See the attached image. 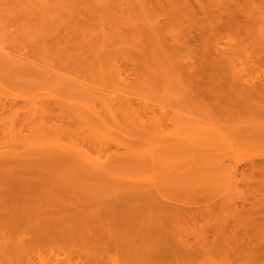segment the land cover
Here are the masks:
<instances>
[{
	"label": "bare ground",
	"instance_id": "6f19581e",
	"mask_svg": "<svg viewBox=\"0 0 264 264\" xmlns=\"http://www.w3.org/2000/svg\"><path fill=\"white\" fill-rule=\"evenodd\" d=\"M11 1H12L13 5H11V6L7 5V8L4 7V8H6L5 10H7L8 13L7 12L6 13L8 15H9V12L12 10L11 7L14 6V10L18 14V16L22 15L25 18H30L32 20H35V22L37 21L36 24H40V25L42 24V22H47V21L51 20L53 17L57 18L59 16V18L61 17L60 18V20H61L63 15H67V18H69V16H70L71 21H73L72 19L74 18L75 19V22H74L75 26H78L79 24L81 25V22L83 20L84 21L89 20L87 22L92 25V27L89 26L92 28V30H89V33H88V31L84 30L81 32L82 35H86L87 33L90 34L91 32H93L95 34V36L97 35L99 37L96 36V41L91 40V43H89L90 42L89 37L88 38L85 37L84 40L86 41L88 39L87 42L83 41L84 45L81 42V45H83L85 48H86V46H87V48L88 47L90 48L89 45L90 44L93 45L95 43V46L93 45L94 46L93 47L91 45V48L89 49L90 52L92 51V53L94 54V55L92 54V59H93L92 64L90 63V61H92V60L89 58V63H90V65H89L88 60L86 58V55L88 57H91V56H89L88 54H86L84 52L81 53V55H79L78 58L75 56L76 59L73 58L75 60H72V58L69 57L70 54L66 53L67 54L66 55L65 52H63V53L66 56L64 55L63 57H60V55H58V54H59V52L61 54L62 50H58V49L62 48V46H63L62 42H64V41L61 40L62 42H60L59 40H57V41L54 40L56 36L52 37L53 40L55 41V43H53V47L51 46L52 45L51 43L53 40L51 39L52 41L50 42V38H49L50 44L48 46L51 48H54L55 50H56L55 47L60 46V45L61 46L57 48V51L49 50L48 47H46L44 44L45 43H46V45L48 44L47 42H45V41H48V39L46 37L50 36V33L52 34L53 32H50L49 34H47V33L42 34L41 33V35H40V32L36 28L38 34L40 35V36H36V37H39V39H41V40L37 41L38 39L36 38L37 42L34 40L33 43L41 44V46L43 47L42 48L39 45L38 49H36V52H37V50H39L40 47L42 48V49L40 48V50H39V51L42 50L41 51L42 52L41 62H42V60H44L45 53H48L49 51H52V52H50L51 55H54V53L56 54V52L59 51L58 54L56 55V57L58 56L60 58V60L64 57L66 58L68 56L66 58V60H68V62L69 61L70 62L68 64H66L67 63L66 60L63 59L66 62V63L64 62L66 65V68H63L62 70L60 68V73H59V71H58L59 69L53 70L54 68L52 69L51 66L48 65V64H50V65H52V64L47 63V62H51L50 60L48 61L47 57L45 58L47 61L44 60L45 64L43 62L44 66L40 65L39 62H37V64L35 61L31 62L32 60L29 58L28 53H30L32 50L28 51L26 48L27 45H24L26 50L28 51V53H27V51H25L27 55L25 54L24 51L22 53L21 50H20L21 51L20 53H18V51H15L17 49H14L15 52L7 50L8 49L7 47H9V44L12 47H14L13 42L14 41L16 42V40L13 39V41H12V37L16 38L17 35L15 36V34L12 32V30L9 29V30H11L13 35L11 33L12 37L10 36L11 38L9 37L10 39H7L5 37H7L8 34L6 33L7 34L6 35L5 32H4V34L2 32H0L3 35H5L4 38L8 41V43H6V44H8V46H6L5 43H3V45H0V109L2 107H4L5 110H8V112L10 113V116H11V114H16V115L18 113L21 114V112L23 111L22 113H24V118L22 121V123H23L22 126H25V129L31 130L30 132L27 130L28 133H30L29 136L27 134H25V131L23 129H21V127L19 128V126H21V125H19V123L16 122L17 117H13V115L11 117L8 116L9 119H7V120L5 118H1V119H3V121L0 119L1 120L0 126L3 130L4 135L2 133L1 134L5 138L4 141L0 139V184L1 185H6V184L25 185L26 187H29L28 189L22 190V191H18L16 189H9V190L1 189L0 190V194L2 195V197H6V198H8V196H14L15 197L14 198L15 201H13V203H12L13 206L10 209L5 210V212L3 214H0V261H2L1 258H5V259L11 260L10 262L12 264H14V262H16V264H38L39 262L36 263L35 262L36 260L35 261L33 260V257H34L32 255L33 249L36 248L38 245H41L43 242H54V243L60 244L62 247H65L66 245H70V244H73V245L80 247V248L86 247L88 249V254L94 255L95 260L99 263H102V264H160L159 261H161V260L156 261V259H160L158 257L162 256V254L166 252V251L164 252V250H166L165 249L166 246L163 245L164 241L162 239L168 237L167 240H169V237L171 234V232L169 233L168 232L169 230H167L169 225L163 223V222L167 223L166 222L167 218H169V217H167V218L165 217L166 219L164 218V216L166 215L165 213L169 212L170 217L172 214L175 216L177 215L178 217L182 215V219L183 218L185 219V216H186V219L189 218V217H187V215L183 216V214L187 213L186 212V211H188L187 209L181 207L182 209L185 210L184 211L181 209L183 211V213H182L181 210H178V207H175L171 204H168V201L170 198L167 199L168 200L167 202L166 201L163 202L162 198H164V197L167 198L166 193H168L170 191H174V190H176V192H177L178 187H180V186H183L186 188H188L189 186H194V188H195V186H197V184H201L202 186H206L208 183H211L212 180H213L212 183H214L215 185H217L219 182L224 181L223 183H219V186H221V184H224L225 182H227V184H228L227 187H229V186H231L232 183H234L232 181H234L233 178L235 177L234 174H232V172L225 173V171L226 170L228 171L229 168L226 170L224 169V162H223V158L221 157V155L225 156V154L227 155V153L229 152L228 151L227 153L224 154V151L222 150L224 155L220 152L222 148L225 150V147H227V146L223 147L224 144L221 145V143L223 142V140L225 138L224 137L225 132L224 133L222 132L224 130L223 129L224 127L220 126L221 130L222 129L223 130L219 131L218 130L219 127H217V129H215V127H212L213 123L212 122L210 123V121H209V123L212 126L205 125L206 127H203V129H202V127L199 126L200 123H198V125H196V126H193V127L191 126V128L189 127L190 128L189 132H188V128H187V134H186L185 133L186 132L185 126L192 125L193 123L192 124L189 123L192 120L188 121V123L185 126H183L185 128V130L182 129L183 127L178 126V122H179L178 113H177L178 112L177 109H179L178 104L180 107V102L178 103V101H179L178 89L180 91V90H182V89H180V87L181 88L183 87L186 89L185 91H187L186 94L192 96L193 94L197 93L195 91H196V89H198V87L200 85V83H196L197 88H194L195 87L194 82L200 81V79L201 80H208L209 79L211 81L217 80V79L222 77V71L224 69H227V68L230 70V74H232V76L234 77L233 79H234V82H236V84L238 83L237 80H239V79L244 80V81L246 80V82H245L246 84H247V81L260 83L261 82L260 80H263V78L262 79L260 78L258 81V77H261V76L260 75L258 76L257 74L255 76V74L253 73V69L256 68V64L260 65L261 63L260 64L255 63V61L258 59H256V60L253 59L254 64H255V66H253L254 64H253V62H251L252 59L250 58V56H252V54L256 55L255 53H257V52L255 49H257V51L258 50L261 51V52H258L259 54L260 53L263 54V52H264L263 49L260 48L261 49L260 50L258 47H254V46H256L255 44L252 46V44L254 42L252 43L251 41L256 42L257 41L255 39L256 36L254 39L252 38L254 36H250L252 38V40L250 38V41H249V44L251 42L250 47L255 50L254 51L253 49H250L251 51H253L252 53L250 52V50L245 49L244 47H246V46L243 44L244 42L248 41L245 38H243L244 36L249 38L250 33H247L248 31H246L248 36L244 35L243 37H240V38H243L242 42H241V39L239 41V37H238V39H236L237 37H235V39L233 37V39H234L233 43H235L236 46H235V44H234V46H233V44H229L230 47L228 49L218 48L217 46L221 45L220 42L222 40L220 41V39L222 37L220 38V36H219L221 31H220V33H218L219 30L217 28L218 27L217 19L219 18V15H221L223 12L226 13L227 11H229V9L228 8L226 9V7L222 6L224 3L223 2L221 4V6H219L220 10H221L220 11L221 14L218 15V14L213 12V8H212L211 4L208 3V1H209L208 0L207 1L208 6L205 5L206 6V7L204 6L205 9L203 8L206 13L205 12H203V13H204V15L207 14V16H208L207 17L208 18L207 19V22H208L207 25L209 24L208 29H210V31H207L206 33L212 32L211 34H213V37L210 38V33H209V37H207V35H205V39L203 38L204 39V43H203L204 46L202 44L203 48H202L201 52L197 55L198 57H197L196 61L195 60L193 61V59H194L193 52L191 50H188V49L186 50V44H187V42H189L188 41L189 37L187 38V36H186V38H187L186 39L185 35H188L187 33L189 32V30L186 29L185 31H183V29H182L183 32H186V31H188V32H186L184 34H179L180 38L175 37V38H177V39H175L172 37L174 40L173 41L171 40L172 41V45H171L170 44L171 38H168L166 36V35H168V34H166L168 32L163 34L164 26H166V25L163 26V25L159 24L160 19H159V22H157L158 18L154 19V18H156L157 14L154 13L155 14L154 15L152 12L148 13L147 7H146V2H145L147 0H134V1L131 0V2H135L137 4L138 8H140L139 11L141 12V15L139 14L138 10L135 9L134 11H136V13L138 12V15L142 16V19L140 18L141 19L140 23H138V20L137 21L135 20L136 21L135 24L132 23V25H135L134 27H137L134 29H133V27L132 28L126 27L125 29H120L118 27H123L124 24H126L124 22V20L123 21L119 20L121 22V24H122V22H124L122 26H119L117 24L119 22L114 24V21H113L114 19L112 20V18H110L111 13H114L113 15L115 18L116 14H115V11L113 12V10H114L115 5L118 3V0H11ZM127 1H129V0H127ZM172 1H173V4H172ZM172 1L169 0V2H171V3H169L171 8H174V10H175V8L178 6V9L180 12L183 10V11H187V15L191 14V19H193L192 16H195L197 14L194 12L195 8L193 9L192 5H190V3H189V0H180V3L184 6L183 8H181L179 0H172ZM197 1H200V0H197ZM202 1L204 3L205 0H202ZM223 1H225V5L227 6L228 1L227 0H223ZM253 1L256 2L257 8L259 9V11L262 14V18L259 19L258 16L255 15V12H253V16L255 15L257 19L255 18V16H254V18H252V12H248L249 10H247V12L250 13L249 14V15H251L250 18L257 20V21L252 20L254 23H257V22L262 23V25H260V28H259L261 31L258 29H255L254 27L253 28L255 30H257L256 34H254V35H257V33H259V31L261 32V36H260V33L257 36L260 37V39L262 37L263 42L259 43V44H260V46L261 45L264 46V0H253ZM122 2H125V1H122ZM162 2H164V1H162ZM239 2H238V4H240ZM7 3H8V1H7ZM7 3H5V4H7ZM10 3L11 2L9 0L8 4H10ZM135 3L134 4L131 3V4L135 5V7H136ZM154 3H155V1H154ZM154 3H152V4H154ZM219 4H220V2H219ZM234 4H237L236 0H235ZM247 4H250V3H247ZM120 5L123 6L122 3ZM147 5H149V4L147 3ZM164 5H165V2H164ZM166 5H167V7H169L167 2H166ZM199 6H200V4H199ZM201 6L203 7L202 3H201ZM249 6L251 9L254 10L253 5H252V7H251V5H249ZM228 7H230V6H228ZM154 8L155 7H153V9H150L149 11L154 10ZM0 9H2V8H0ZM124 9H121V10H124ZM130 9H131V7H130ZM200 9H201V7H200ZM230 9H231V7H230ZM245 9H244V13H245ZM156 10L157 9L155 8V10L153 12H156ZM166 10H168V9L166 8ZM174 10L170 11V13L173 14ZM2 12H3V10H2ZM124 12H126V11H124ZM176 12L177 11L175 10V14H176ZM215 12H216V10H215ZM238 12H240V11H238ZM241 12H243V10H241ZM4 13H5V11H4ZM11 13H12V11H11ZM116 13H117V11H116ZM181 13H183V12H181ZM236 13H237V10H236ZM236 13H234L233 10L228 13L229 19H228V22L226 21L228 29L234 28V30H235V28L237 27L238 23H236V22H238V21H236V20H238V18H236V15H235ZM150 14L154 15L153 16L154 20L150 18ZM164 14H165V11H164ZM261 14H260V16H261ZM12 15H11V18H12ZM118 15H120L119 11H118ZM177 15H179V14H176V17H177ZM180 15H182V14H180ZM258 15H259V13H258ZM111 16H112V14H111ZM0 18H2V15L0 16ZM5 18H6V16H5ZM25 18H23V19H25ZM65 18H66V16H65ZM117 18H118V16H116V19ZM168 18H169V16H168ZM174 18H175V15H174ZM178 18H179V16H178ZM205 18H206V15H205ZM2 19L5 20L4 18H2ZM9 19H10V16H9ZM38 19L41 20L42 22H39ZM130 19H129V21H130ZM179 19H177V20H179ZM14 20H15V18H14ZM63 20L65 21L68 19L63 18ZM195 20L196 19H194V21ZM200 20L198 19V21H195V22H197L196 24H198V22L200 21L199 27L202 26V28H203V26L206 24V21H205L204 25H202L204 20L203 19H200ZM71 21H69V22H71ZM132 21L133 20H131L130 23ZM135 21H133V22H135ZM54 22H56V21H54ZM187 22H186V24L188 25ZM195 22H194V24H195ZM219 22H221V21H219ZM239 22H242V21H239ZM246 22H247V20H246ZM12 23L13 22H11V24ZM17 23H19V22H17ZM50 23H51V25L50 24L49 25L52 27V30H53L55 28V27H53L54 23L51 21H50ZM65 23H66V21H65ZM127 23H128V21H127ZM166 23H167V20H166ZM192 23H193V21H192ZM0 24H1V19H0ZM3 24H5V26H7L6 25L7 23H3ZM22 24H24V21H21V23L19 24L20 26L24 27ZM57 24H59V23H57ZM66 24H64V25H66ZM82 24H84V22H82ZM42 25L45 26V24H42ZM0 26L2 27V29L4 28V25L2 26V24H1ZM173 26H175V25H173ZM239 26H240V23H239ZM239 26H238V28L241 29L240 28L241 26L240 27ZM242 26H244V24ZM22 27H21V29H22ZM34 27H35V25H34ZM46 27H47V25H46ZM62 27H63V24H62ZM65 27L66 28L68 27V28L67 29L64 28V30L65 29L67 31L70 30L69 25L68 26L66 25ZM80 27H82V25L79 26L78 28H80ZM196 27H198V26H196ZM196 27H195V29H196ZM245 27H246V25H245ZM28 28L30 29V26L29 27L25 26L23 29L28 30ZM59 28H61V26H59ZM93 28H95V30H93ZM176 28H178V27H176ZM176 28L174 30H176ZM179 28H181V26ZM179 28H178V30H179ZM202 28H200V30ZM204 28H205V29H203L204 31L208 30V29H206L207 27H204ZM249 28H251V26H249ZM253 28H251V29L253 30ZM5 29H6V27H5ZM21 29L19 28V31ZM49 29H51V28H48L47 30H49ZM56 29H57V26H56ZM73 29H75V28H73ZM25 30H23V31L25 32ZM27 30H26L27 34H30L31 33L30 31H32L31 34L34 33L33 32L34 30L32 29V27H31V30H28V32H27ZM126 30H128V31H126ZM6 31H7V29H6ZM70 31H71L70 33H74L75 31H76V34H77V32L80 33L79 31H77V29H75L74 32H73V30H70ZM240 31H242V30H240ZM21 32L22 31H20V33ZM57 32L58 31L55 30L54 34H52V35L57 34ZM83 32H85L86 34H84ZM178 32L180 33V31H178ZM178 32H177V35L176 34L172 35L171 33L170 34L172 36H174V35L178 36ZM20 33H18V34H20ZM68 33H69V31H68ZM81 33H80V35H81ZM93 33L90 34L92 36V37L90 36L92 39H94ZM203 33L204 32H202V34ZM45 34H46L45 38L47 40L43 39L44 43H39L42 41L41 37L43 35L45 36ZM88 34H87V36H88ZM80 35L78 37V40L80 39V37H82ZM226 35H227V33H226ZM61 36H64V35L61 34L59 36V34H58V37L61 38ZM188 36H190V33ZM218 36H219V38H218ZM58 37H56V38L58 39ZM203 37H204V34H203ZM0 38H1V36H0ZM4 38H3V40H5ZM19 38H20V36H19ZM62 38L64 39V37H62ZM82 38H84V37H82ZM167 38L169 39V41ZM10 40H11L12 44H11ZM24 40H25V38L23 39L22 42L27 44V41L25 40L26 41L25 42ZM73 40H74V44L75 43L76 44L74 47L72 45L71 46L73 48H77L76 46H78L77 43H79V41L76 42V40H77L76 38ZM186 40H187V42H186ZM15 42H14V44H15ZM230 42H231V40H230ZM236 42H239L240 44L236 43ZM67 43L68 42H66V43L64 42L65 45H67ZM70 43L71 42L69 41L68 44L70 45ZM119 43L122 45L123 44L126 45L128 48L127 51H129V52L132 51V54L135 53L136 57H138L139 59L141 58L140 59L142 61L141 64H143V67L146 68V71L144 73H142L144 69L142 70L140 68L142 70V72L140 74H142V76H144V77H140L141 75H138V78L137 79L135 78L136 81H134L133 84L127 83V85H126V82H125L124 87L127 86L126 88L128 89V86L130 85L129 90L122 88V86H120V84L124 83L123 81H126V79L130 78V77H128V76L126 77V75L124 73V76H125L124 78H126V79L125 80L123 79V81H120L121 79L118 78L120 72H118L116 67H114V66H117L115 64H118L115 62V61L118 62V60H115V59H117L115 57V55L118 53H120V54L122 53V56H123V52H124L123 50H119L116 53V51L118 49L122 48L121 46H117V45H119ZM1 44H2V42H1ZM16 44H17V46L19 45L18 43H16ZM71 44H73V43H71ZM249 44H247L248 48H249ZM35 45H32V46L35 47ZM54 45H57V46L54 47ZM113 45H115V46H113ZM20 46L22 47L21 43H20ZM36 46H38V45H36ZM116 46L120 47V48H116ZM263 46H261V47H263ZM72 47H71V50L73 49ZM63 48H65V47H63ZM68 48H69V46H68ZM81 48L78 47V49H81ZM85 48H83V49H85ZM193 48L195 49V47H193ZM19 49H21V48H19ZM89 50H87V51H89ZM39 51H38V54L40 55L41 52H39ZM76 51H77L76 53H78L79 51H82V50H79V51L76 50ZM120 51H122V52H120ZM33 52H34V50H33ZM196 53H198V52H196ZM22 54L23 55L25 54L27 57L23 58L24 56ZM124 54H125V52H124ZM259 54H257V55H259ZM34 55H36V54H34ZM126 56H128V54ZM259 56H258V58H259ZM262 56H263V60H264V54ZM36 57H37V55H36ZM56 57H54V58L56 59ZM73 57H74V55H73ZM26 58H28V59H26ZM126 58H124V59H126ZM261 58H259V60H261V62H263ZM32 59H34V57H32ZM26 60H28V61H26ZM72 61H74V63L78 62L79 65H77L78 68H75V70L69 71V70H71L70 69L71 65H73V67H74V63ZM141 61H139V62H141ZM258 61H256V62H258ZM251 63H252V66H251ZM87 65L90 66L89 67L90 69L84 68ZM56 66H57V64H56ZM117 67H119V65ZM123 67H125V66H123ZM253 67H255V68H253ZM137 68L139 69V65L136 68L132 67L131 71L134 70V72L135 71L137 72ZM250 68H253V69L250 70ZM257 68L260 69V66H258ZM64 69H69L68 70L69 73L66 72L68 74H63V73H65L63 71ZM77 69H79V70H77ZM115 69L117 71H115ZM124 69L125 68H123V70ZM128 69H129V67H128ZM140 69H139V71H140ZM123 70H121V71H123ZM229 70H226V72ZM61 71H63V72L61 73ZM87 71L89 73H86ZM139 71H138V73H139ZM256 71H258V70H256ZM116 72H118V73H116ZM132 74H134V73H132ZM135 74L133 77H135ZM261 75H263V74H261ZM230 78H232V77L230 76ZM133 79L131 78L130 79L131 82H129V83H132ZM190 79H193L192 84H190V82H191ZM235 79H236V81H235ZM224 80H221V81L225 82L226 80L225 81ZM187 81H189V83ZM211 81H210V83H212ZM206 82L209 83L208 81H206ZM214 82H216V81H214ZM214 84H220V81H218V83L216 82ZM262 84L263 83L259 84V86H258L259 90L261 89L260 85H261V87H263L264 84L263 85ZM191 85H193L194 87L193 86L191 87ZM248 85H250V84H248ZM108 86H110V88ZM133 86H137V87H139V89L136 90V88H134ZM211 86H212V84H211ZM211 86H209V87L211 88ZM218 86L216 85L214 87L217 88ZM201 89H204V87ZM201 89L199 88V93H200ZM253 89H255V88H253ZM253 89H252V92L254 91ZM262 89L264 91V88H262ZM237 90L238 89H236L235 91H237ZM248 90H251V88H248ZM183 91H184V89H183ZM212 91L214 93V90H212ZM212 91H211V93H212ZM243 91H244V89H243ZM233 92L231 91V93H233ZM249 92L251 93V91H249ZM254 92L251 94L255 95ZM213 93H212V95H210L209 93L207 95V96H209V95L212 96V98L210 97V100L211 99L213 100V98H214L213 95L217 96L216 94H213ZM235 93H234V95H235ZM262 94H263V92H262ZM197 95L199 97V94H197ZM202 95H203V93H202ZM202 95H200V97ZM219 95H221V94H219ZM236 95H237V93H236ZM258 95H259V92H258L257 96H255V98H257ZM232 96L233 95H231V97ZM243 96L241 95V97H243ZM261 96L262 95H260L258 98H260ZM18 97L19 98L23 97L25 100L23 102H19L17 100ZM193 97H194V95H193ZM239 97H240V95H239ZM136 98H144L145 100H143V101L145 102V104L149 103L147 101L148 100L151 101L150 100L151 98H153L155 100H159L160 102H164V104H166L167 100L171 101V103L167 102V104H168V106L169 105L172 106L173 111H175V114H174V112H172L173 114L171 113L173 115V118L170 117L172 119V121L174 122L173 124L175 125V128L172 129V127L170 126V125H173L172 123L167 124V125H169V127H167L169 129L164 128L163 126L166 125L165 123H163L164 120H159V116L157 117V116L151 115L152 114L151 112H153V115H157V113L154 114V112H155L154 110H156V108H155L156 104L160 103L158 101L156 104L155 103L153 104V102H152V104L149 103V104H146L143 106L144 113H146V115L149 118H152V117L156 118L157 117L158 121H157V119H156V121L153 120V124L148 125L147 122H145V120L143 119L144 117H141L143 109H140V110L138 109L141 113V115L139 114L140 118H142L140 120V118L135 114L137 112V107H136L137 104L135 105V103H134V100H136ZM179 98L181 101V97H179ZM188 98H190V97H187L186 101H188ZM201 98H203V97H201ZM234 98H236V97H234ZM240 98H237L238 101H240L239 100ZM261 98H264V95ZM261 98H260V100H261ZM204 99H205V96L203 99H198V101H199L198 105L201 103L205 104L207 97L205 100ZM253 99H254V97H253ZM253 99H251V100H253ZM184 100L185 99H183L182 101H184ZM193 100L194 99H192V101H190L192 104H194V102H196V100L195 101H193ZM225 100H227L226 97H225ZM225 100L222 99V101H225ZM234 100L236 101V99H234ZM241 100H244V98ZM246 100H247V98H246ZM246 100H244V101H246ZM138 101H140V100H136V102H138ZM186 101H185V103H189ZM208 101H207V103H208ZM214 101H216V100H214ZM226 102L227 101H225V103ZM262 102H264V101H262ZM141 103L142 102L140 101V105H139V102H138L139 107L141 106ZM182 103H184V102H182ZM207 103H206V106L202 105V106H205L203 108H206V107L208 108V105L210 104V102H209V104H207ZM217 103H221V102H217ZM162 104L163 103H161V105ZM159 105H157V107H159ZM198 105H195V106H198ZM234 105H237V104L235 103V104L231 105L230 107L233 106V109H234ZM243 105H244V108H243ZM246 105L242 103L243 110H241V111L245 112V110H247L249 112V108H247L248 106H246ZM240 106H241V103H240ZM255 106L256 107L251 106V109L255 108V111H263L264 112V110L258 109V108H261L259 105H255ZM165 107H166V105H165ZM165 107L163 105V107L160 106L159 108H162L160 110H163ZM141 108H142V106H141ZM151 108H153L154 110ZM174 108H176V109H174ZM180 108L181 109L183 108V110H184V107L181 106ZM199 108H202V107H199ZM213 108L214 107H212V109ZM236 108L237 107L235 106V109ZM245 108H247V109H245ZM256 108L258 110H256ZM262 108L264 109V107H262ZM164 110H167V108ZM164 110H163V113H164ZM221 110H222V108H221ZM213 111H214V109H213ZM233 111H235V110H233ZM238 111H240V110L237 109V113H238ZM6 112L7 111H5V113ZM149 112L151 114H147ZM167 112H166V114H167ZM187 112H188V110H187ZM190 112H191V110H190ZM5 113L3 112V114H5ZM205 113L210 115V116L215 114V113L213 114V112L211 113V111L205 112ZM228 113H230V115H231L230 116L228 114V116H230L229 118H231V121H232V119L235 120L233 118V116H234V114H237V113H235V112H228ZM231 113H233V116ZM246 113L243 115L246 116ZM160 114H158V115H160ZM168 114H169V116L171 115L170 111ZM222 115H223V113H222ZM239 115L241 116V114H239ZM247 115H248V113H247ZM257 115L259 116V114H257ZM261 115L262 114H260L259 118L260 117L264 118V116L263 115L261 116ZM56 116L59 117L58 119H60V121H65L67 119L66 121H68L69 124L67 122L68 125L66 124V126H65L64 124L66 123V121H65V123L62 122V124H61L59 120H58L59 123L57 122L58 123L57 124L55 122V121H57ZM150 116H152V117H150ZM169 116L168 115L166 116L167 119H169ZM219 116H220V114H219ZM223 116L226 118L227 115H223ZM223 116H222V118H223ZM228 116H227V120L230 121ZM240 116H239V118H240ZM245 116H241V118L243 119V117H245ZM0 117H2V116L0 115ZM212 117L214 118V116H212ZM249 117L253 118V116H251V114H249ZM155 118H152V119H155ZM209 118H211V117H209ZM254 118H258V117H254ZM254 118H253V120H254ZM18 119L20 120V118H18ZM161 119H163V116ZM246 119H244V121H246ZM218 120H221V117ZM251 120L252 119H250V121ZM262 120H264V119H262ZM262 120H261V123H262ZM159 121H160V123L162 122V124H160ZM172 121H170V122H172ZM259 121H260V119H259ZM230 122H228V123H230ZM124 123L126 126L129 127V129L131 128L130 130H132L133 128L140 127V129L142 128L143 131L139 132L137 134L132 133L133 135L131 136L129 134V131H127L128 127L126 128L123 126ZM247 123H245V124L247 125ZM250 123L253 124L252 122H250ZM261 123L259 124L256 122L255 124H257V125L254 124L255 125V126L253 125L254 127L249 126L251 128H254V132L252 131L255 135L254 137L257 136V138H258V136L260 134L264 135V125H262V124H264V122L262 124ZM183 124H185V123H183ZM248 125L246 126V129H247ZM225 126H227V125H225ZM144 127H146V128L148 127L147 128L148 130H144L145 129ZM230 127H231V124H230ZM170 128H171V130H170ZM151 129H153V130H151ZM178 129L180 131H178ZM242 129L244 130V128H242ZM182 130L184 131V134H186L185 137L180 135V133H178V132H182ZM229 130L230 129H227V130L225 129V131L227 132L226 135L228 133L232 134V132H228ZM236 130H238V129H236ZM236 130L234 131V132H236L235 134H237L236 137H235V135H234V137L231 135V138L233 137L234 139L235 138L237 139V137L239 136L238 135V133H239L242 136V139H240V137H238L239 140L243 141V142L246 141V140H244L245 139L244 133L247 130L246 131L244 130L242 132L243 135L241 134V128L239 129L240 132L239 131L237 132ZM250 130H252V129H250ZM131 132H133V131H131ZM248 132H250L252 134L251 131H248ZM250 133H249V135H246V137H248V139L249 138L252 139V137H250L251 136ZM178 134L180 135L179 136L180 138L178 137ZM229 135L227 136L228 138H229ZM263 135L262 136L260 135V136L264 137ZM66 137L68 140H66ZM228 138H225V139H228ZM251 139H249V141ZM239 140L237 141V143L240 142ZM229 141L230 140H228V141L226 140L227 143H231ZM252 141H253V139H252ZM224 142H225V140H224ZM254 144H256V143H253V146H254ZM113 145H115L117 147V149L115 152L110 153L111 151H109V150L114 147ZM262 145H263V141H262ZM111 146H113V147H111ZM242 147H243V145H242ZM184 148L188 149L186 152V153H188V152L190 153L188 156L186 155L185 152L184 153L186 156L182 155V154H184L182 151H186V150H183ZM114 150H112V151H114ZM230 150H232V149H230ZM191 151H192V153H194L193 155H192ZM180 153H182V154H180ZM229 153H231V152H229ZM232 154L234 155V151H233V153H231V156H232ZM227 157H224V158H227ZM263 161H264V159H263ZM260 163H261V161H260ZM263 163H262V165L264 167ZM229 164H230V166H233V165H231V163H229ZM254 165H256V164H254ZM252 166H253V164H252ZM236 167H234V168H236ZM252 168H254V166ZM255 168H256V166H255ZM135 169L139 171V174H136L135 172H133ZM234 171H235V169H234ZM239 171L241 172L242 170H239ZM242 173H240V174H242ZM263 173L264 172H262V174ZM242 175H244V174H242ZM40 184H41V186H44V187H41ZM47 186H49V187L53 186L54 191L52 192V191L48 190L49 187H47ZM210 186H212V185H210ZM222 186H224V185H222ZM232 186H233V184H232ZM236 186H238V183ZM35 187L44 188L46 191H44L42 193V192L34 191V189L30 190V188H35ZM46 187H47V189H46ZM183 187H180V188H183ZM212 187H214V186H212ZM216 187H218V186H216ZM234 188H235V190L237 189L236 187H234ZM238 188H239V186H238ZM263 188H264V185H263ZM218 189H220V188H218ZM228 189H227V191H229ZM187 190H189V189H187ZM195 190H196V188H195ZM237 190L239 191V189H237ZM184 191H185V189H184ZM229 192H233V191L231 190ZM24 193H28V195L24 194ZM66 193L68 195H71V194L74 195L75 198L81 197V199L84 198V199L90 200V201L95 200V201L100 202V203H98L99 205L96 207L93 206V208H92L93 210L91 209L92 211L90 213H87L85 211H89V210H87L85 208L86 205H85V207L83 206L85 203L80 201L81 200L80 198L78 200L79 203L77 201H75V202H72V204L67 205L68 202L65 203L66 198L64 197L65 199H61V198H63V196H65ZM198 193H200V192H198ZM46 194H50L51 196H53V198L61 199V200H59L60 202L57 204V207H54L51 209H49L48 207H42V206L41 207L33 206L30 208L27 207L28 203L31 202L32 199H34L37 196L44 197ZM201 195H202V193H201ZM216 195H218V194H216ZM206 196H208V195H206ZM220 196H222V195H220ZM232 196L235 197L234 194ZM174 197H177V196H174ZM142 200L146 201V208H149V207L151 208L150 205L152 204V208L154 209V211H156V212L158 211V212L156 214H155V212L151 213V214H147L146 208H142L143 207ZM61 201H62V203H61ZM174 201L176 202V200H174ZM229 201H227V205H229V203H228ZM230 204H232L231 201H230ZM235 205L236 204H234V206ZM232 206L230 208H233ZM61 207L64 209L63 213L58 211V210H60ZM262 212H264V210ZM180 213H182V214L180 215ZM260 214L262 215L263 213H260ZM159 215H160V218H164V219H162V221L159 218ZM155 216L159 218L158 221H154V220H157ZM153 217H154V219H153ZM150 218H152L153 220ZM256 218L257 217H255V219ZM171 219L169 218L170 222H172L174 220L172 217H171ZM246 219H247V217H246ZM252 220L253 219H251V222H253ZM263 220H264V218H263ZM263 220L261 219V222ZM175 221L177 222L178 220H175ZM249 221H248V223H249ZM244 222L246 223L245 220H244ZM251 222H250V224H251ZM248 223H246V224H248ZM210 224L213 226L214 225L213 221H212V223L210 222ZM164 225H167V228ZM227 225H231V224H227ZM252 225L253 224H251V226H249L250 229L252 227H254ZM262 225H263V223H262ZM262 225H261V228H262ZM219 226H220V224H219ZM219 226H216V229ZM133 227L136 229L137 228H140V229L136 231ZM207 227L209 228V226H206L204 229H206ZM234 227H236L235 224H234ZM249 227H247V228H249ZM163 228H165L166 231L162 232ZM174 228H177V226ZM201 228H203V227H201ZM229 228H227V229L225 228V229L228 230ZM237 228H238V226H237ZM237 228H236V231L234 230V232H232V228H231V230H229V231H231V232H229L230 235L228 234L229 237L227 235H225L226 237L229 238V241L227 240L228 238H225V239L227 240V242L233 243V245L236 244L238 249L239 248L242 249L241 245H244L245 242L248 243L249 241L247 239L242 238L241 235L239 236L238 234H236V232H238ZM255 228H256V226H255ZM121 229L126 231V234H124L125 232L124 233L122 232L124 234V237L121 240H119V238L121 236L118 235L119 236L118 237L116 232H119L118 230H121ZM132 229L135 230L134 231L135 235L131 234V232L133 231ZM263 229H264V227H263ZM209 231H211V230H208L207 236L200 234V235L204 236L205 238H203L202 236H199V235L198 236L201 237V239L202 238L205 239L206 242L208 241V243H209L210 242L209 237H208V236H210ZM217 231H219V228ZM220 231H222V230H220ZM136 232H137V234H136ZM177 232H178V230H177ZM191 232H192V230H191ZM262 232H264V231H262ZM163 233H164V235L161 236V234H163ZM180 233L179 232L175 233L176 235L178 234V240H177L178 245H176V248L174 247L175 248L174 250L178 249V254H177L178 259H176V261L178 260V264H185L186 261H184V259H186L188 257L187 255L190 254V252L187 251V250H190V249H187L189 247V245H191L193 243L192 245L195 247L193 248L192 252H195L196 255H201V251L196 249V248H198V247H196V243H195V241H196L195 236L196 235H194V238H193V240L195 239V241L191 242L192 239L189 237V235L185 234L186 235L185 236L183 233L182 234H180ZM215 233H217V232L215 231ZM220 233H224V229H223V232H220ZM256 233H258V232L256 231ZM120 234H121V232H120ZM173 234H172V236H173ZM137 235H138V237L140 236V238L138 239V237H137V239L139 240V245H138V249H135L137 247L136 246L137 239L134 240L133 238H135ZM155 235L158 237H156ZM179 235L180 236L184 235L185 238L184 237L182 238ZM198 236H197V238H199ZM257 237H258V235H257ZM173 238H174V236H173ZM171 239L172 238L170 237V240ZM201 239L199 240V243L202 244V248L203 247L205 248V244L201 241ZM172 240L170 241L171 242L170 245L174 246L175 241H173V243H174L173 244ZM250 241H252V239ZM151 242L153 244H150ZM197 242H198V240H197ZM161 243L165 248L161 245ZM208 243H206L207 249L203 248L202 252L204 251V253H203L204 256L205 255L207 256V254H208V256L212 257L213 254L215 255L214 251H217L214 249L215 245H216L215 239H214V241L212 240V242H210V243H213V244H210L211 246L208 245ZM106 244H110V246L112 245L113 247L118 246V245L121 246V244H122V247L124 248L123 249L124 250V257L123 256L122 257L124 259L122 261H118V260L114 261V259L117 258V257H115L114 259L112 258L113 261H110V260L107 261L108 259H106V261H105L104 257L106 255L103 256V254L102 253L99 254L98 251L102 250ZM249 244L247 246H249ZM170 245L168 244L167 246H170ZM228 245H227V248H228ZM230 245L232 246V244H230ZM262 245H263V243H262ZM177 246H178V248H177ZM247 246L245 243V247L243 248V249H245L244 251H240L237 248L233 247V249H231V253H233V252H234V254L237 253L238 258H240V257H241L240 259L243 258V260L245 262L247 261L246 263H249L248 261L252 258L254 260V257H257V259L261 257L259 255L257 256V253H255V249L253 250V247L251 245L250 246L252 248H250V246L249 247H247ZM163 248H164V250H163ZM225 248H226V246H225ZM262 248L264 250V246ZM184 249L186 251H184ZM234 249H236V250H234ZM260 249H261V247H260ZM235 251H237V252H235ZM135 252H137V253H135ZM169 252H170V250H169ZM211 252H213V253H211ZM222 252L224 253L223 250H222ZM225 252H226V250H225ZM229 252L227 251V253L229 255H231L229 257L232 258V254ZM42 253H43L42 251L39 252V255H41ZM170 253H168V255ZM171 254L169 255V257L172 260H173V258H176V256H173ZM218 254H220V253H218ZM96 255H98V257H96ZM100 255H102V258L99 257ZM224 255H225V253H224ZM163 256H166V255L163 254ZM229 257H227L228 260H230ZM244 258H246V259H244ZM165 259H167V258H165ZM165 259H163V261ZM232 259H234V258H232ZM12 260H13V262H12ZM172 260H168V262H170L172 264L175 259L173 261ZM253 260H251V261L253 262ZM262 260H264V259H262ZM163 261H161V262L164 264L167 260L165 262H163ZM236 261L237 260H235V262ZM40 264H42V263H40ZM58 264H59V261H58ZM229 264H231V262Z\"/></svg>",
	"mask_w": 264,
	"mask_h": 264
},
{
	"label": "rangeland",
	"instance_id": "374dc122",
	"mask_svg": "<svg viewBox=\"0 0 264 264\" xmlns=\"http://www.w3.org/2000/svg\"><path fill=\"white\" fill-rule=\"evenodd\" d=\"M7 1H8V3H9V0H0V8H2V9H0V16L2 15V18H4L5 20H3L2 18H0L1 19V24H2V26L4 25V28L2 29V27L0 26V32H2L3 34H4V32H5V34L7 33L8 34V36L7 37H5V38H7V39H10L11 37H12V35H13V33L15 34V36H16V38L15 37H12V41H13V39L14 40H16V42H15V44H14V42H13V45H14V47H12L10 44H9V47H7L8 49L7 50H10V51H12V52H15V51H18V53H20L21 51H22V53H23V51L25 52V51H30V50H32L30 53H28V51H27V53L29 54L28 56H29V58L32 60L31 62H36V64H37V62H39V64L40 65H43V62H44V60H46L45 58L47 57V59H48V61L50 60L51 62H47V63H51L52 65H50V64H48L49 66H51V68L53 69V70H55V69H59L58 71H59V73H60V68H61V70L63 69V68H66V65H65V63L66 64H68L69 62H68V60H66V58L68 57H64V58H62L61 60H60V58L57 56L56 57V55L58 54V52H56V54L54 53V55H51V53L50 52H52V51H57V48L58 47H60V46H57V45H54V47L55 46H57V47H55L56 48V50L54 49V48H51V47H49L48 45L50 44V42L53 40V38L52 37H54V36H56V37H58V34H59V36L61 35V34H63L64 36H61V38L60 37H58V39L55 37V39L54 40H59L60 42H62V41H64L65 43L66 42H68L69 43V41L71 42V43H73V44H71L70 43V45L67 43V45H65L64 44V42H62L63 44V46H62V48H59L58 50H62L61 51V54H60V52H59V54L58 55H60V57H63L66 53H68V54H72L71 56L69 55V57H71L72 58V60H75L76 59V57L78 58L79 57V55H81V53H86V54H88L89 56H91V57H88L86 54V58H87V60H88V63H89V58L92 60V61H90V63L92 64V62H93V59H92V51L90 52V48H91V45L92 44H88L89 46H90V48L88 47L87 48V46H86V48L83 46L84 45V43H83V41L84 42H87V40L85 41L84 39H85V37L86 38H88L89 37V39H90V42L89 43H91V40L92 41H96V36H95V34L93 33V32H91V33H93L94 35H93V38L94 39H92L91 37V33L90 34H88L89 33V30H92V25L90 24V23H88L87 21H89V20H83L82 22H84V24H82V22H81V25H82V27H80V28H78L79 26H81L80 24L78 25V26H75V24H74V22H75V19L73 18L72 20L73 21H71V18H70V16H69V18H67V15H63V17H62V19L60 20V18H59V16L57 17V18H55V17H53L51 20H49V21H47V22H42L41 20H39L38 19V21L39 22H42V24H45V26H43L42 24L40 25V24H36L37 23V21L35 22V20H32V19H30V18H25V17H23L22 15H19L18 16V14L16 13V11L14 10V6H12L11 7V11H12V13H11V11L9 12V15L7 14L8 12H7V10H5L6 8H7V5H13L12 4V1L10 0V4H8L7 3ZM122 1H125V2H122ZM132 1H134V0H132ZM153 0H147V1H145L146 2V7H147V11H148V13H155V14H157V16H156V18H154V19H157L156 21L157 22H159V19H160V22H159V24H161V25H166V26H164V31H163V34H165L166 32H168V33H166V34H168V35H166L168 38H171L170 39V44L172 45V41L174 40L173 38H175V37H179L180 35L179 34H184V33H186V32H188V31H186V32H183V31H185L186 29H188L189 30V32L187 33L188 35H189V33H190V36H188V35H185V38H186V36H187V38L189 39L188 41L189 42H187V40H186V42H187V44H186V50L188 49V50H191L192 52H193V56H194V59H193V61L195 60L196 61V59H197V55L201 52V50H202V48H203V46H204V39H205V35H207V37H209V33H210V38L211 37H213V34H211L212 32H209V33H206L207 31H210V29H208V25H207V14H205L206 15V18H205V15H204V13L203 12H205V7L206 6H208L207 4L208 3H210L211 4V6H212V8H213V12L214 13H216V14H221L220 13V7L219 6H221V4L223 3V5L222 6H224V7H226V9L228 8L229 9V11H227L226 13L225 12H223L221 15H219V18L217 19V21H218V23H217V25H218V33H220V31H221V35L219 34V36H220V41L222 42H220V44L221 45H219V46H217L218 48H220V49H223V48H225V49H228L229 47H230V45L229 44H233V46H234V44L235 43H233V41H234V39H235V37H237L236 39H238V37H239V41H240V39H241V42H242V40H243V38H245L246 40H248L247 42H244L243 44L247 47L248 45L247 44H249V41H250V36H254V37H252L253 39L255 38V36H256V42L255 41H251L253 44H252V46L255 44L256 46H254V47H258L259 49L261 48V49H263V51H264V46L263 45H261V46H263V47H261L260 46V44L259 43H262L263 42V40H262V37H261V39H260V37H258L257 35L260 33V36H261V30L259 29L260 28V25H262V23H254L252 20H254V19H252V18H254V16L256 15V16H258V18L259 19H261L262 18V14H261V12L259 11V9L257 8V4H256V2L255 1H253V0H236V3L237 4H234L235 3V0H227L228 1V5L226 6L225 5V1H223V0H205L204 1V3H203V1L202 0H200V1H197V0H189V3H190V5H192V7H193V9H194V12L195 13H197L195 16H192V18L193 19H191V14H189V15H187V11H181V12H183V13H181L180 11H179V9H178V6L175 8V10L177 11L176 12V14H179V15H177V17H176V14H175V10H174V8H171V6L169 5V3H171V2H169V0H154L155 1V3H154V1L152 2ZM161 1V2H160ZM162 1H164L165 2V5H164V2H162ZM172 1V0H171ZM202 1V2H201ZM207 1H208V3H207ZM226 1V2H227ZM240 3V4H238V2ZM250 1V2H249ZM7 3V4H5V3ZM166 2H167V4H168V6L169 7H167V5H166ZM213 2V3H212ZM217 2V3H216ZM219 2H220V4H219ZM253 2V3H252ZM123 4V6H121L120 4ZM128 5H127V4ZM134 4L135 2H131V0H129V1H127V0H118V3L115 5V7H114V10H113V12L115 11V18H114V13H111L112 14V16H111V14H110V18H112V20L114 21V24H116L117 22H119V23H117L119 26H122L123 25V23L125 22L126 24H124V26L123 27H118V28H120V29H125L126 27H133V29L134 28H137V27H134L135 25H132V23L133 24H135L136 23V21L138 20V23H140L141 22V19H142V16H140L141 15V12L139 11L140 10V8H138V6H137V4H136V7H135V5H132V4ZM147 3L149 4V5H147ZM152 3H154V4H152ZM175 3V2H174ZM179 3H180V0H179ZM201 3L203 4V7L201 6ZM206 3V4H205ZM233 3V4H232ZM247 3H250V4H247ZM172 4H173V1H172ZM199 4H200V6H199ZM227 4V3H226ZM162 5V6H161ZM180 5H181V8H183L184 6L180 3ZM206 5V6H205ZM216 5V6H215ZM241 7H240V6ZM249 5H251V7H252V5H253V7H254V10L253 9H251L250 8V6ZM9 6V7H10ZM120 6V7H119ZM199 6V7H198ZM205 6V7H204ZM228 6H230L231 7V9H230V7H228ZM237 6V7H236ZM4 7H6V8H4ZM130 7H131V9H130ZM153 7H155L157 10H156V12H153L154 10H155V8H154V10H152V11H149L150 9H153ZM162 7V8H161ZM168 9V10H166V8ZM180 7V6H179ZM200 7H201V9H200ZM246 9H245V8ZM117 8V9H116ZM124 9V10H121V9ZM171 8V9H170ZM180 8V9H181ZM204 8V9H203ZM237 8V9H236ZM242 8V9H241ZM133 9V10H132ZM138 10V12H139V14L140 15H138V12L136 13V11H134V10ZM162 9V10H161ZM240 9V10H239ZM244 9H245V13H244ZM2 10H3V12H2ZM121 10V11H120ZM172 10H174L173 11V14L175 15V18H174V15L172 14V13H170V11H172ZM215 10H216V12H215ZM233 10V12L234 13H236V10H237V13L235 14L236 15V18H238V20H236V21H238V22H236V23H238L237 24V27L235 28V30H234V28L233 29H228V27H227V22H228V13L230 12V11H232ZM241 10H243V12H241ZM247 10H249L248 12H252V18H250V16L251 15H249L250 13H248L247 12ZM4 11H5V13H4ZM9 11V10H8ZM116 11H117V13H116ZM118 11H119V13H120V15H118ZM124 11H126V12H124ZM134 11V12H133ZM163 11V12H162ZM164 11H165V14H164ZM168 11V12H167ZM238 11H240V12H238ZM179 12V13H178ZM248 14H247V13ZM253 12H255V15L253 16ZM11 13V14H10ZM129 13V14H128ZM162 13V14H161ZM206 13V12H205ZM258 13H259V15H258ZM13 14V15H12ZM153 14H150V18L151 19H153V16L155 15H153ZM180 14H182V15H180ZM202 14V15H201ZM247 14V15H246ZM260 14H261V16H260ZM11 15H12V18H11ZM138 15V16H137ZM167 15V16H166ZM204 15V16H203ZM5 16H6V18H5ZM9 16H10V19H9ZM65 16H66V18H65ZM116 16H118V18L116 19ZM168 16H169V18H168ZM178 16H179V18H178ZM256 16H255V18H256ZM14 18H15V20H14ZM19 18V19H18ZM23 18H25V19H23ZM63 18L64 19H68L69 21H71V22H69L68 20H65L66 21V23H65V21L63 20ZM126 18V19H125ZM128 18V19H127ZM131 18V19H130ZM141 18V19H140ZM58 19V20H57ZM85 19V18H84ZM129 19H130V21L131 20H133V21H135V22H131L130 23V21H129ZM153 19V20H154ZM167 20V23H166V20ZM175 19V20H174ZM177 19H179V20H177ZM188 19V20H187ZM194 19H196L195 21H198V19L200 20V19H203L204 21H203V23H202V25H204V23H205V21H206V24L203 26V28H202V26H200L199 27V24H200V21L198 22V24H196L197 22H195L194 21ZM257 19V18H256ZM9 20V21H8ZM26 20V21H25ZM53 20V21H52ZM119 20H121V21H123L124 20V22H122V24H121V22L119 21ZM128 21V23H127V21ZM246 20H247V22H246ZM251 20V21H250ZM13 22L12 24H11V22ZM21 21H24V24H22L24 27L25 26H30V29L28 28V30H31V27H32V29L34 30L33 32V34H31L32 33V31H30L29 33L30 34H27L26 33V30L25 29H23L24 27H22V26H20L19 24L21 23ZM50 21L51 22H53L54 24H53V27H55L53 30H52V27L50 26L51 25V23H50ZM54 21H56V22H54ZM68 21V22H67ZM188 23V25L190 26H188L187 24H186V22ZM192 21H193V23H192ZM219 21H223L222 23L221 22H219ZM227 21V22H226ZM239 21H242V22H239ZM250 21V22H249ZM254 21H257V20H254ZM10 22V23H9ZM17 22H19V23H17ZM194 22H195V24H194ZM202 22V21H201ZM3 23H7L6 25L7 26H5V24H3ZM57 23H59V24H57ZM71 25H70V24ZM239 23H240V26H239ZM0 24V25H1ZM18 26H17V25ZM35 25V27H34V25ZM50 24V25H49ZM57 24V25H56ZM62 24H63V27H62ZM64 24H66L67 26L69 25V28H70V30H73V32L75 31V29H77V31H79L80 33L82 32V31H84V30H86V31H88V36H87V34L85 33V32H83L84 34H86V35H82V33H81V35H80V33H78L77 32V34H76V31L74 32V33H70L71 31L70 30H68L69 31V33H68V31L66 30L67 28L65 27L66 25H64ZM74 24V25H73ZM121 24V25H120ZM131 24V25H130ZM170 24V25H169ZM191 24V25H190ZM244 24V26H242ZM15 25V26H14ZM46 25H47V27H46ZM61 26V28L64 30V28H66L64 31L61 29V28H59V26ZM86 25V26H85ZM126 25V26H125ZM173 25H175V26H173ZM194 25V26H193ZM245 25H246V27H245ZM11 26V27H10ZM14 26V27H13ZM56 26H57V29H56ZM89 26H91V27H89ZM160 26V25H159ZM162 26V27H163ZM181 26V28H179ZM196 26H198V27H196ZM223 26V27H222ZM238 26L241 28V29H239L238 28ZM249 26H251V28H255V29H258V30H260L259 31V33H257V35H254V34H256V32H257V30H255L254 28H253V30L251 29V28H249ZM5 27H6V29H7V31H6V29H5ZM10 27V28H9ZM21 27H22V29L23 30H25V32L21 29ZM176 27H178L179 28V30H178V28H176ZM184 27V28H183ZM195 27H196V29H195ZM204 27H207L206 29H208V30H203V29H205ZM210 27V26H209ZM244 27V28H243ZM14 28V29H13ZM16 28V29H15ZM19 28L21 29L20 31H22L21 33H20V31H19ZM38 29V31L40 32V35H41V33L42 34H44V33H47V34H49L50 32H53L52 34H54V31L56 30V31H58L57 32V34H55V35H52L51 33H50V36H47L46 37V34H45V36L43 37H41L42 38V41L41 42H39V43H44L43 42V39H45V40H47L48 39V41H45V42H47L48 44L46 45V43L44 44L46 47H48V49L49 50H52V51H49L48 53H45V55H44V60H42V62H41V56H42V50L41 51H39L40 50V48L42 47L41 46V44H36V43H33L34 42V40L36 41V38L38 39L37 41H39V40H41V39H39V37H36V36H40L39 34H38V32H37V29ZM48 28H51V29H49V30H47ZM73 28H75V29H73ZM130 28V29H131ZM176 28V30H174ZM191 28V29H190ZM199 28V29H198ZM200 28H202L201 30H200ZM223 28V29H222ZM246 28V29H245ZM9 29H11L12 30V32H11V30H9ZM129 29V28H128ZM132 29V30H133ZM182 29H183V31H182ZM193 29V30H192ZM28 30H27V32H28ZM93 30H95V28H93ZM240 30H242V31H240ZM9 31V32H8ZM36 31V32H35ZM126 31H128V30H126ZM178 31H180V33L178 32ZM241 33H240V32ZM245 31V32H244ZM246 31H248L247 33H250L249 34V38L248 37H245L244 35H246V36H248L247 35V33H246ZM67 32V33H66ZM96 32V31H95ZM177 32H178V36H176L177 35ZM182 32V33H181ZM192 32V33H191ZM202 32H204L203 34H204V37H203V34H202ZM233 32V33H232ZM243 32V33H242ZM2 33H0V36H1V38L3 37L4 38V36L5 35H3ZM11 33H12V35H11ZM18 33H20V34H18ZM37 33V34H36ZM173 35V34H176V35H174V36H172L171 34ZM226 33H227V35H226ZM236 33V34H235ZM246 33V34H245ZM6 34V35H7ZM36 34V35H35ZM71 34V35H70ZM73 34V35H72ZM229 34V35H228ZM241 34V35H240ZM3 35V36H2ZM35 35V36H34ZM52 35V36H51ZM79 35L80 36H82V37H84V38H82V37H80V39L78 40V37H79ZM234 35V36H233ZM240 35V36H239ZM11 36V37H10ZM19 36H20V38H19ZM91 36V37H90ZM202 36V37H201ZM219 36H218V38H219ZM244 36V37H243ZM10 37V38H9ZM18 37V38H17ZM47 39H46V38ZM62 37H64V39L62 38ZM77 39L76 40V42H78L79 41V43H77V45L78 46H76L77 48H73L74 46H75V44H74V40L73 39H75V38ZM97 37H99V36H97ZM173 37V38H172ZM201 37V38H200ZM233 37H234V39H233ZM240 37H243V38H240ZM0 38V45H3V43H8V41L5 39V40H3V38L1 39ZM25 38V40L27 41V44L26 43H23L22 41H23V39ZM29 38V39H28ZM49 38H50V42H49ZM60 38V39H59ZM72 38V39H71ZM82 38V39H81ZM167 38V39H168ZM180 38V37H179ZM186 38V39H187ZM204 38V39H203ZM230 38V39H229ZM252 38H251V40H252ZM258 38V39H257ZM52 39V40H51ZM175 39H177V38H175ZM225 39V40H224ZM233 39V40H232ZM244 39V40H245ZM24 40V41H25ZM30 40V41H29ZM52 41V47H53V43H55V41ZM62 40V41H61ZM73 40V41H72ZM81 40V41H80ZM172 40V41H171ZM230 40H231V42H230ZM4 41V42H3ZM25 41V42H26ZM29 41V42H28ZM36 41V42H37ZM168 41H169V39H168ZM176 41V40H175ZM203 41V42H202ZM237 41V40H236ZM1 42H2V44H1ZM10 42H11V40H10ZM32 42V43H31ZM81 42L83 43V45H81ZM230 42V43H229ZM251 42H250V44H249V48L247 47H244L245 49H247V50H250V49H253V48H251L250 46H251ZM16 43H18L19 45L17 46V44ZM20 43L22 44V47L20 46ZM31 43V44H30ZM94 43V42H93ZM174 43V42H173ZM201 43V44H200ZM236 43H239V42H236ZM247 43V44H246ZM11 44H12V42H11ZM38 45V46H36V45ZM58 44V43H57ZM202 44H203V46H202ZM240 44V43H239ZM24 45H27L26 46V48H27V50H26V48H25V46ZM32 45H35V47L34 46H32ZM39 45L41 46L40 48H39V50H37V52H36V49H38V47H39ZM65 45V46H64ZM73 47H72V46ZM94 46H95V43L93 44ZM92 45V46H93ZM116 45V44H115ZM115 45H113V46H115ZM181 45V44H180ZM197 45V46H196ZM242 45V44H241ZM6 46H8V44H6ZM20 46V47H19ZM24 46V47H23ZM68 46H69V48H68ZM73 48L72 50H71V47ZM93 46V47H94ZM117 46H121L122 48H120V47H117ZM116 46V48H120V49H118L117 51H116V53L119 51V50H123L124 52H125V54L127 55L128 54V56H126L125 54H124V52H123V56H122V53L120 54V53H118V54H116L115 55V57L117 58V59H115V60H118V62L117 61H115L116 63H118V64H115V65H119V67H117V66H114V67H116V69L118 70V72H120L119 73V79H121L120 81H123V79L125 80L126 78H124L125 76H124V73H125V75H126V77L128 76V77H130V78H127L126 79V81H123L124 83H122V84H120V86H122V88H125V89H127L126 87H124V85H125V82H126V85H127V83L128 84H133V82L134 81H136V79L138 78V75H141L140 77H144V76H142V74H140L141 72H142V70H143V72L142 73H144L145 71H146V68H144L143 67V64H141L142 63V61L138 58V57H136V55H135V53H133L132 54V51H127L128 50V48H127V46L126 45H122V44H120L119 43V45H117ZM124 46V47H123ZM235 46H236V44H235ZM5 47V46H4ZM17 47V48H16ZM21 48V49H19V48ZM29 47V48H28ZM33 47V48H32ZM63 47H65V48H63ZM78 47L79 48H81V49H78ZM92 47V48H93ZM188 47V48H187ZM193 47H195V49L193 48ZM198 47V48H197ZM232 47V46H231ZM25 48V49H24ZM32 48V49H31ZM43 48V47H42ZM41 48V49H42ZM83 48H85V49H83ZM114 48V47H113ZM115 48V49H116ZM197 48V49H196ZM201 48V49H200ZM14 49H17V50H15L14 51ZM23 49V50H22ZM67 49V50H66ZM260 49V50H261ZM21 50V51H20ZM33 50H34V52H33ZM66 50V51H65ZM76 50H82V51H79L78 53H76L77 51ZM87 50H89V51H86ZM94 50V49H93ZM196 50V51H195ZM254 50V49H253ZM256 50V52L257 53H255L256 55H254V54H252V56L254 57H252V56H250V58L252 59V61L251 62H253V64H254V60L253 59H258L259 60V58H261L262 59V61L264 62V60H263V54H264V52H263V54H259L258 52H261V51H257V49H255ZM254 50V51H255ZM38 51L39 52H41V54L39 55L38 54ZM63 52H65V54L63 53ZM75 52V53H74ZM94 52V51H93ZM120 52H122V51H120ZM185 52V51H184ZM196 52H198V53H196ZM248 52V51H247ZM250 52L252 53L253 51H251L250 50ZM17 53V52H16ZM249 53V52H248ZM250 53V54H251ZM25 54H26V52H25ZM23 55L24 57L23 58H25V57H27L26 55ZM34 54H36L37 55V57H36V55H34ZM49 54V55H48ZM78 54V55H77ZM121 56H120V55ZM249 54V55H250ZM257 54H259V55H257ZM21 55V56H22ZM33 55V56H32ZM47 55V56H46ZM67 55V54H66ZM65 55V56H66ZM73 55H74V57H73ZM94 55V54H93ZM119 55V56H118ZM130 55V56H129ZM134 55V56H133ZM196 55V56H195ZM53 56V57H52ZM76 56V57H75ZM258 56H259V58H258ZM32 57H34V59H32ZM54 57H56V59L54 58ZM123 57V58H122ZM127 57V58H126ZM256 57V58H255ZM59 58V59H58ZM73 58H75V59H73ZM120 58V59H119ZM124 58H126V59H124ZM26 59H28V58H26ZM66 60V62L64 61V60ZM125 60V61H124ZM258 60H256V61H258ZM26 61H28V60H26ZM47 61V60H46ZM60 61V62H59ZM139 61H141V62H139ZM255 61V63H261L260 65H258V64H256V68L255 67H253V68H255L256 70H258V71H256L255 69H253V68H250V70L251 69H253V73L255 74V76H256V74L259 76H261V77H258V81H259V79L261 78H263V80H260L261 82L259 83V82H252V81H247V84L245 83L246 82V80L244 81V80H237V84H236V82H234V77L232 76V74H230V70L227 68V69H224L223 71H222V77L221 78H219V79H217V80H213V81H211V80H201L200 79V81H197V82H194V86L193 85H191V87L193 86L194 88H197L196 86H197V84L196 83H200V85H199V87H198V89H196V91L195 92H197V93H195V94H193L194 95V97L196 98H198V99H203L204 98V96H205V99H206V97H207V100H206V102H205V104H202L201 102V104H199L198 105V99L196 100L194 97H193V95L191 96V95H187L186 94V92L187 91H185L186 89L185 88H181L180 87V89H182V90H180L179 91V89H178V99H179V101H178V103L180 102V107L182 106V107H184V110H183V108L181 109L180 107H179V104H178V108L180 109H177L178 110V120H179V122H178V126L180 127H183V126H185L187 123H188V121H190V120H192V121H190L189 123L190 124H192V125H187V126H185L186 127V134H187V128H188V132H189V129L191 128V126L193 127V126H196V125H198V123H200L199 124V126H201L202 127V129H203V127H206L205 125H209V126H212V127H215V129H217V127H219L218 128V130L219 131H222L223 129V133L225 134L224 135V137L225 138H228L227 136L229 135V138L228 139H225L224 138V140H225V142H226V140L228 141V140H230L229 142H231V143H225L224 142V140H223V142L221 143V145H223V147L224 146H227V147H225V150L222 148L221 149V153L223 154V152H222V150L224 151V154L225 153H227L228 151L229 152H231V153H233V151H234V155L232 154V156H231V153H227V155L225 154V156H222L221 155V157L223 158V162H224V169L226 170V169H228V171L226 172L225 170V173H229V172H232V174H234V178H233V180L234 181H232V182H234V183H232L233 184V186L234 187H236L237 189H239V191L237 190H235V188L232 186V184H231V186H229V187H227V182H225L224 184H221V186H219V183H223L224 181H222V182H219L217 185H215L214 183H212L213 182V180L211 181V183H208L206 186H202L201 184H197V186H195V188H196V190H195V188H194V186H187L188 188H186V187H183V186H180V187H183V188H180V187H178V190H177V192H176V190H174V191H170V192H168V193H166V195H167V198L166 197H164V198H162L163 199V202L164 201H168L167 199H169V201H168V204H171V205H173V206H175V207H178V210H181L182 208H185V209H187L188 211H186L187 213H185V214H183V216L184 215H187V217H189V218H187L186 219V216H185V219L183 218L182 219V213H183V211L182 210H184V209H182L181 211H182V213H180V215L181 216H175V215H172L171 214V217L174 219L172 222H170V220H169V218L171 219V217L169 216L170 214H169V212L168 213H163L165 216H164V218L166 217H169V218H167V223H165V222H163L164 224H167V225H169L168 226V229L167 230H169L168 232L170 233L171 232V234H170V237L173 239H171L172 240V243H173V241H175L174 243H175V245L174 246H171L170 244H171V240H170V237H169V240H167L168 239V237L167 238H163L162 240L164 241L163 242V245L164 246H166V248L162 245V243H161V245L166 249V250H164V248H163V250H164V252L165 253H163L164 255H166V256H163V254H162V256H160V257H158V258H160V259H156V261H159V260H161V261H163V259H165V258H167V259H165L163 262H165L166 260V262L164 263V264H171L170 262H168V260H172L170 257H169V255L171 254V255H173V256H176V258H173V260L176 262H174L173 260V263L172 264H178V260L176 261V259H178V249L177 250H174L175 248H176V245H178L177 244V240H178V234L176 235L175 233H180V234H187V235H189V237L192 239L191 240V242H194L195 241V239H196V241H195V243H196V247H198V248H196L197 250H199V251H201V255H196L195 254V252H192L193 251V248L195 247V246H193L192 244L191 245H189V247L187 248V249H190V250H187L188 252H190V254L189 255H187L188 257L186 258V259H184V261H186V263L185 264H229L230 262H231V264H264V260H262V259H264V250H263V246H264V232H262V231H264V229H263V225H264V220H263V218H264V212H262L264 209V188H263V183H264V173L262 174V172H264V167H263V165H262V163L264 162L263 161V159H264V137H261L263 134H260L259 136H258V138H257V136L256 137H254L255 135H254V128H251V127H249V126H252V127H254L255 125H257V124H255L256 122L257 123H261V120L262 119H264V118H259V116H260V114H262L263 116H264V112L263 111H255V108H253V107H256L255 105H259L261 108H258V109H261V110H264L262 107H264V102H262V101H264V98H261L263 95H264V91H263V89L262 88H264V63L263 62H261V60H259L258 62H256ZM65 62V63H64ZM73 63H74V61H72ZM54 63V64H53ZM90 63H89V65H90ZM122 63V64H121ZM129 63V64H128ZM263 63V64H262ZM44 64H45V62H44ZM56 64H57V66H56ZM63 64V65H62ZM127 64V65H126ZM134 66H133V65ZM139 65V69H140V71H139V69L137 68V72L135 71L134 72V70L133 71H131V69H132V67L133 68H136V67H138V65ZM59 65V66H58ZM65 65V66H64ZM77 65H79L78 64V62H76V63H74V67H73V65H71V70H69V69H64L63 71L65 72V73H63V74H68L69 72H68V70L69 71H72V70H75V68H78V66ZM89 65H87V66H85L84 68L86 69H90L89 67ZM125 66V67H123V66ZM130 65V66H129ZM137 65V66H136ZM263 65V66H262ZM44 66V65H43ZM251 66H252V63H251ZM253 66H255V64L253 65ZM258 66H260V69H258L257 67ZM262 66V67H261ZM128 67H129V69H128ZM68 68V67H67ZM122 68V69H121ZM123 68H125L124 70L126 71L127 69V71L125 72L124 70H123ZM127 68V69H126ZM115 69V71H117ZM77 70H79V69H77ZM121 70H123V71H121ZM136 70V69H135ZM226 70H229V71H227L226 72ZM63 71H61V73L63 72ZM89 71V70H88ZM86 72V73H89V72ZM138 71H139V73H138ZM66 72H68V73H66ZM118 72H116V73H118ZM127 73V74H126ZM132 73H136L135 74V77H133L134 76V74H132ZM138 73V74H137ZM228 73V74H227ZM230 74V75H229ZM253 74V75H254ZM261 74H263V75H261ZM230 76L232 77V78H230ZM133 79L132 80V83H129V82H131V80L130 79ZM136 78V79H135ZM256 78V77H255ZM129 79V80H128ZM226 81H225V80ZM191 80V82H190V84H192V81H193V79H190ZM189 80V81H190ZM221 80H224L225 82H223V81H221ZM228 80V81H227ZM128 81V82H127ZM189 81H187L188 83H189ZM195 81V80H194ZM206 81H208L209 83H210V81L212 82V83H207ZM214 81H216L217 83H218V81H220V84H214V83H216V82H214ZM235 81H236V79H235ZM228 82V83H227ZM240 82V83H239ZM261 83H263L262 85H263V87H261V85H260V88L262 89H260L262 92H263V94H262V92L259 90V84H261ZM211 84H212V86H211ZM229 84V85H228ZM241 86H240V85ZM248 84H250V85H248ZM218 86L217 88H215L214 86ZM206 86V87H205ZM208 86V87H207ZM209 86H211V88L209 87ZM236 88H235V87ZM248 86V87H247ZM109 88H110V86H108ZM134 88H136V90L137 89H139V87H137V86H133ZM132 87V88H133ZM204 87V89H201V88H203ZM234 87V88H233ZM240 87V88H239ZM244 89V91H243V89ZM108 88V89H109ZM129 88H130V85L128 86V89L127 90H129ZM179 88V87H178ZM199 88L201 89L200 90V93H199ZM230 88V89H229ZM248 88H251V90H248ZM253 88H255V89H253ZM154 89V88H153ZM183 89H184V91H183ZM210 89V90H209ZM236 89H238L237 91H235ZM252 89L255 91H253L254 93H255V95H253V94H251V93H253L252 92ZM212 90H214V93H213V91ZM221 90V91H220ZM203 91V92H202ZM210 91V92H209ZM211 91H212V93L213 94H216L217 96H215V95H213V100L211 99L210 100V97L212 98V96H210V95H212V93H211ZM231 91L233 92V93H231ZM239 91V92H238ZM249 91H251V93L249 92ZM259 92V95H258V97L260 96V95H262L260 98H261V100H260V98H255V96H257V94H258V92ZM203 93V95H202V93ZM224 92V93H223ZM227 92V93H226ZM237 93V95H236V93ZM245 92V93H244ZM205 93V94H204ZM208 93L210 94L209 96H207L208 95ZM234 93H235V95H234ZM241 93V94H240ZM243 93V94H242ZM197 94H199V97H200V95H202L201 97H203V98H199L198 97V95ZM219 94H221V95H219ZM252 96H251V95ZM181 95V96H180ZM224 95V96H223ZM227 95V96H226ZM231 95H233L234 97H236V98H234L233 96L231 97ZM239 95H240V97H241V95L243 96V97H239ZM190 97V98H188V101H186V98L187 97ZM219 96V97H218ZM230 98H229V97ZM179 97H181V101L183 100V99H185L184 101H182V102H184V103H182L181 101H180V98ZM193 97V98H192ZM223 97V98H222ZM225 97H226V99L227 100H225ZM253 97H254V99H253ZM183 98V99H182ZM237 98H240L239 100L241 101H238V99ZM244 98V100H246V98H247V100L246 101H244V100H241V99H243ZM190 99V100H189ZM192 99H194L193 101H195L196 100V102H194V104H192L190 101H192ZM204 99V100H205ZM222 99H224L225 101H227L226 103H225V101H222ZM231 99V100H230ZM234 99H236V101L234 100ZM251 99H253V100H251ZM263 99V100H262ZM19 102H23L25 99L23 98V97H21V98H19L18 97V99H17ZM22 100V101H21ZM136 100H140L142 103H141V106H142V108H141V106L139 107V105H140V101H138L139 102V105H138V102H136ZM136 100H134V103H135V105H136V107H137V112L135 113L139 118H140V115H141V113H140V109H143L142 110V116L141 117H144L143 119L145 120V122H147V124L149 125V124H153V120H155L156 121V119H157V121H158V116H159V120H164L163 121V123H165L166 125L167 124H170V123H174L173 121H172V119L171 118H173V113L172 112H174V114H175V111H173V107L172 106H168V104H167V102H170L171 103V101H166V104H164V102H160L159 100H155V99H153V98H151L150 100L151 101H147V102H149L150 104H152V102H153V104L155 103H157V101L158 102H160L159 104L157 103L156 104V106H155V108H156V110H154L153 108H151V109H153L155 112H154V114H156L157 113V115H153V112H149V113H147V114H151L152 116H157L156 118L155 117H152V116H150V117H152V118H155V119H152V118H149L147 115H146V113H144V108H143V106L144 105H146V104H149V103H146L145 104V102L143 101V100H145L144 98H136ZM155 100V101H154ZM209 100V101H208ZM214 100H216V101H214ZM234 100V101H233ZM185 101L186 102H189V103H185ZM201 101V100H200ZM207 101H208V103H207ZM209 102H210V104H209ZM217 102H221V103H217ZM161 103H163L162 105H161ZM196 103V104H195ZM206 103L207 104H209L208 105V108L206 107V108H203V107H205L206 106ZM223 103V104H222ZM225 103V104H224ZM237 104V105H234V109H233V106L232 107H230L231 105H233V104ZM240 103H241V106H240ZM242 103L243 104H247L246 106H248L247 108H249V112L247 111V110H245V112L244 111H241V110H243V108H244V105H243V108H242ZM250 103V104H249ZM255 104V105H254ZM157 105H159V107L160 106H162L163 107V105H164V107H165V105H166V107L164 108V109H166L167 108V110H164V113H163V110H160V109H162V108H159V107H157ZM190 105V106H189ZM194 107H193V106ZM195 105H198V106H195ZM202 105H205V106H202ZM227 105V106H226ZM150 106V105H149ZM152 106V105H151ZM168 106V107H167ZM192 106V107H191ZM214 107L213 109H214V111H213V109H212V107ZM235 106L237 107L236 109H235ZM245 106V107H246ZM251 106H253L252 108L253 109H251ZM25 107V106H24ZM23 107V108H24ZM190 107V108H189ZM199 107H202V108H199ZM22 108V109H23ZM188 108V109H187ZM221 108H222V110H221ZM233 110H235V111H233ZM247 108H245V109H247ZM139 109V110H138ZM174 109H176V108H174ZM217 109V110H216ZM230 111H229V110ZM237 109L238 110H240V111H238V113H237ZM251 109V110H250ZM257 108H256V110H258ZM2 110V111H1ZM176 110V111H177ZM187 110H188V112H187ZM190 110H191V112H190ZM5 111H7L8 112V110H5L4 109V107H2L1 109H0V115L2 116V117H0V119L1 118H5L6 120L7 119H9V117L8 116H10V113L8 114L7 112L5 113ZM11 111V110H10ZM157 111V112H156ZM168 111V112H167ZM169 111H170V116H169ZM211 111V113L213 112V114L214 115H212L211 113V115L212 116H214V118L212 117V116H210V115H208V114H206L205 112H210ZM219 111V112H218ZM252 111V112H251ZM3 112L5 113V114H3ZM13 112V111H12ZM11 112V113H12ZM21 112V111H20ZM23 112V111H22ZM21 112V114H11V116L13 115V117H17V119H16V122H18L19 123V125H21V126H19V128L21 127V129H23L24 131H25V134H27L28 136H29V134L30 133H28V131L30 132L31 130H28V129H25V126H22V121H23V118H24V113H22ZM161 114H160V113ZM166 112H167V114H166ZM228 112H235V113H237L238 115L239 114H241V116H245V115H243V114H245L246 112L248 113V115H247V113H246V116L245 117H243V119L241 118V116H240V118H239V116L237 115V114H234V116H233V113H231L232 114V116H233V118L235 119V120H233L232 119V121H231V118H229L231 115H230V113H228ZM14 113V112H13ZM222 113H223V115H227L228 116V114L230 115V116H228V118L230 119V121L232 122H230L229 120H227V116H226V118L222 115ZM8 114V115H7ZM23 114V115H22ZM140 114V115H139ZM158 114H160V115H158ZM219 114H220V116H219ZM249 114H251V116H253V118L254 117H258V118H254V120L256 121H254L253 120V118L251 117H249ZM257 114H259V116L257 115ZM163 116V119H161L162 118V116ZM168 115L169 116V119H167V117L166 116ZM261 115V116H262ZM10 116V117H11ZM165 116V117H164ZM219 116V117H218ZM222 116H223V118H222ZM12 117V118H13ZM57 117V121H55L56 123L58 122V120L60 121V119H58L59 117L58 116H56ZM161 117V118H160ZM171 117V118H170ZM206 117V118H205ZM209 117H211V118H209ZM221 117V120H218L219 118ZM18 118H20V120L18 119ZM182 118V119H181ZM213 118V119H212ZM247 118V119H246ZM249 118V119H248ZM142 118H140V120H141ZM187 119V120H186ZM209 119V120H208ZM211 119V120H210ZM225 119V120H224ZM240 119V120H239ZM243 121H242V120ZM244 119H246V121H244ZM250 119H252L251 121H250ZM258 119V120H257ZM259 119H260V121H259ZM2 121H3V119H1ZM0 120V121H1ZM67 120V119H66ZM65 120V121H66ZM143 120V121H144ZM184 120V121H183ZM252 122L253 124H251L250 122ZM65 121H60V123L62 124V122L63 123H65ZM152 121V122H151ZM170 121H172V122H170ZM175 121V120H174ZM194 121V122H193ZM197 121V122H196ZM209 121H210V123L212 122L213 124L211 125L210 123H209ZM241 121V122H240ZM67 122L68 121H66V123L64 124L65 126H66V124H67ZM167 122V123H166ZM228 122H230V123H228ZM248 122V123H247ZM264 122V120H262V123ZM21 123V124H20ZM52 123V122H51ZM59 123V122H58ZM57 123V124H58ZM159 123H160V121H159ZM183 123H185V124H183ZM203 123V124H202ZM242 123V124H241ZM245 123H247V125H248V127H247V129H246V124ZM261 123V124H262ZM68 124H69V122H68ZM67 124V125H68ZM146 124V123H145ZM160 124H162V122L160 123ZM230 124H231V127H230ZM236 124V125H235ZM245 124V125H244ZM251 124V125H250ZM255 124V125H254ZM163 126L164 128H166V129H169V128H167V127H169V125H167V126ZM204 125V126H203ZM225 125H227V126H225ZM243 125V126H242ZM254 125V126H253ZM262 125H264V124H262ZM124 127H128V126H126L125 125V123H124V125H123ZM171 127H172V129L173 128H175V125L173 124V125H170ZM224 127L222 130H221V127ZM229 126V127H228ZM242 126V127H241ZM151 127V126H150ZM178 127V128H179ZM190 127V128H189ZM234 127V128H233ZM139 129H140V127H138ZM138 128H133L132 130H130L129 129V127L127 128V131H129V134L132 136L133 134H137V133H139V132H142L143 130H142V128L139 130ZM145 129L144 130H148L146 127H144ZM241 128V134H242V132L245 130L246 132L244 133V140H246V141H240L239 140V138L238 137H240V139H242V136L238 133V137H237V139L240 141L239 143H237V139L235 138H233L234 137V135H235V137H236V135L237 134H235L236 132H234L236 129H238V130H236L237 132L239 131L240 132V129ZM242 128H244V130L242 129ZM252 129V130H250V129ZM138 129V130H137ZM150 129V128H149ZM180 129V128H179ZM178 129V131H180ZM182 129H184L185 130V128L183 127ZM225 129L227 130V129H230L228 132H232V134L231 133H228L227 135H226V131H225ZM249 129V130H248ZM28 130V131H27ZM137 130V131H136ZM151 130H153V129H151ZM170 130H171V128H170ZM232 130V131H231ZM2 131V132H1ZM27 131V132H26ZM131 131H133V132H131ZM136 131V132H135ZM248 131H253L252 132V134L250 133V132H248ZM183 132V133H182ZM182 132H178V133H180V135H182V136H186V134H184V131L182 130ZM3 134L4 135V133H3V130H2V128H1V126H0V134ZM133 133V134H132ZM182 133V134H181ZM249 133L251 134V136L250 137H252V139H253V141H252V139L251 138H249V139H251L250 141H249V139H248V137H246V135H249ZM0 135V139L1 140H5V138H4V136L3 135ZM32 135V134H31ZM179 134H178V137L180 136ZM231 135L233 136L232 138H231ZM243 135V134H242ZM253 135V136H252ZM257 135V134H256ZM3 136V137H2ZM264 136V135H263ZM2 137V138H1ZM65 138V137H64ZM180 138V137H179ZM64 140V139H63ZM66 140H68L67 139V137H66ZM233 140V141H232ZM262 141H263V145H262ZM242 142V143H241ZM261 142V143H260ZM244 143V144H243ZM253 143H256V144H254V146H253ZM230 144V145H229ZM248 144V145H247ZM258 144V145H257ZM261 144V145H260ZM242 145H243V147H242ZM114 146V147H113ZM113 146H111V147H113V148H111L109 151H111L110 153H113V152H115L116 151V149H117V147L115 146V145H113ZM239 146V147H238ZM248 146V147H247ZM238 147V148H237ZM260 147V148H259ZM221 148V147H220ZM229 148V149H228ZM115 149V150H114ZM119 149V148H118ZM230 149H232V150H230ZM112 150H114V151H112ZM183 150H186V151H182L183 153L185 152H187V148H184ZM237 152H236V151ZM190 151V150H189ZM109 153V152H108ZM185 153L184 154H182V153H180V154H182L183 156H188L190 153L188 152V153H186V155H185ZM191 153H192V151H191ZM220 153V154H221ZM239 153V154H238ZM194 153H192V155H193ZM223 154V155H224ZM242 154V155H241ZM228 156V157H227ZM230 156V157H229ZM224 157H227V158H224ZM241 158V159H240ZM262 158V159H261ZM237 159V160H236ZM260 161H261V163H260ZM254 162V163H253ZM227 163V164H226ZM229 163H231V165H233V166H230V164ZM252 164H253V166H254V168H252L253 166H252ZM254 164H256V165H254ZM264 164V163H263ZM242 165V166H241ZM237 166V167H236ZM241 166V167H240ZM255 166H256V168H255ZM234 167H236V168H234ZM239 168V169H238ZM138 169V168H137ZM233 169V170H232ZM234 169H235V171H234ZM136 170V169H135ZM133 171V172H135L136 174H139V171L138 170H136V171ZM239 170H242L241 172L239 171ZM132 172V173H133ZM239 172V173H238ZM243 172V173H242ZM240 173H242V174H244V175H242V174H240ZM216 181V180H215ZM236 183V184H235ZM237 183H238V186H239V188H238V186H236L237 185ZM210 185H212V186H214V187H212V186H210ZM222 185H224V186H222ZM226 185V186H225ZM40 186H41V184H40ZM200 186V187H199ZM210 186V187H209ZM216 186H218V187H216ZM41 187H44V186H41ZM47 187H49V186H47ZM47 187H46V189H47ZM227 187V188H226ZM29 187H26L25 185H14V184H6V185H1L0 184V190L1 189H5V190H9V189H16V190H18V191H22V190H26V189H28ZM192 188V189H191ZM213 188V189H212ZM218 188H220V189H218ZM229 188V189H228ZM233 188V189H232ZM34 189V191H38V192H44V191H46L44 188H39V187H35V188H30V190H33ZM182 189V190H181ZM184 189H185V191H184ZM187 189H189V190H187ZM227 189L229 190V191H233V192H229V191H227ZM48 190H50V191H54V187L53 186H51V187H49L48 188ZM194 190V191H193ZM211 190V191H210ZM215 190V191H214ZM226 190V191H225ZM235 190V191H234ZM183 191V192H182ZM187 191V192H186ZM203 191V192H202ZM205 191V192H204ZM182 192V193H181ZM198 192H200V193H198ZM218 192V193H217ZM175 193V194H174ZM181 193V194H180ZM192 193V194H191ZM201 193H202V195H201ZM227 193V194H226ZM24 194H27L28 195V193H24ZM188 194V195H187ZM216 194H218V195H216ZM235 195V197L234 196H232V195ZM170 195V196H169ZM206 195H208V196H206ZM220 195H222V196H220ZM174 196H177V197H174ZM206 196V197H205ZM230 198H229V197ZM232 196V197H231ZM66 199H65V198ZM15 197L14 196H8V198H6V197H2V195L0 194V214H3L4 212H5V210H7V209H10L13 205H12V203H13V201H15V199H14ZM79 198L81 199V197H74V195H68L67 193L65 194V196H63V198H61V199H65L66 201H65V203H67V205H69V204H72V202H75V201H77L78 203H79ZM178 198V199H177ZM226 198V199H225ZM61 199H56V198H53V196H51L50 194H46L44 197H40V196H37V197H35L34 199H32L31 200V202H29L28 203V205H27V207L28 208H30V207H33V206H37V207H48L49 209H51V208H54V207H57V204L60 202L59 200H61ZM173 199V200H172ZM233 199V200H232ZM174 200H176V202L174 201ZM231 201V203L232 204H230V201ZM80 201H82L83 203H85L83 206L85 207V205H86V209L87 210H89V211H85V212H87V213H90L93 209V206L94 207H96V206H98L99 204L98 203H100V202H97V201H95V200H86V199H84V198H82ZM178 201V202H177ZM227 201H229L228 203H229V205H227ZM233 201V202H232ZM61 203H62V201H61ZM64 203V204H65ZM142 203H143V207L142 208H146V201H143L142 200ZM63 204V205H64ZM149 204V203H148ZM234 204H236L235 206H234ZM107 205V204H106ZM142 205V204H141ZM233 205V206H232ZM137 206V205H136ZM149 206V205H148ZM147 206V207H148ZM151 206V208L149 207V208H146V210H147V214H151V213H154L155 212V214L158 212H156V211H154V209L152 208V204L150 205ZM233 207V208H230V207ZM182 207V208H181ZM27 208V209H28ZM62 208V207H61ZM60 208V210H58L59 212H61V213H63V211H64V209L62 208L61 209ZM85 209V210H86ZM92 209V210H91ZM263 209V210H262ZM152 210V211H151ZM185 211V210H184ZM263 213L262 215L260 214V213ZM255 213V214H254ZM259 213V214H258ZM160 214V213H159ZM158 215V214H157ZM161 215V214H160ZM160 215H159V218H160ZM191 215V216H190ZM254 215V216H253ZM174 216V217H173ZM151 217V216H150ZM156 217V216H155ZM178 217V218H177ZM246 217H247V219H246ZM254 217V218H253ZM255 217H257L256 219H255ZM262 217V218H261ZM159 218L158 217H156V219L157 220H154V221H158L159 220ZM164 218H160L161 219V221H162V219H164ZM165 218V219H166ZM259 218V219H258ZM150 219H152V218H150ZM153 219H154V217H153ZM152 219V220H153ZM251 219H253L252 221L253 222H251ZM261 219L263 220L262 222H261ZM172 220V219H171ZM175 220H178L177 222L175 221ZM211 220V221H210ZM244 220L246 221V223H248V221H249V223L248 224H246L245 222H244ZM164 221V220H163ZM182 221V222H181ZM209 221V222H208ZM212 221H213V226L210 224V222L212 223ZM170 222V223H169ZM218 222V223H217ZM235 222V223H234ZM250 222H251V224H253L252 226H254V227H252L251 229H250V227L249 226H251V224H250ZM169 223V224H168ZM176 223V224H175ZM178 223V224H177ZM233 223V224H232ZM261 223V224H260ZM262 223H263V225H262ZM175 224V225H174ZM207 224V225H206ZM219 224H220V226H219ZM227 224H231V225H227ZM234 224H235V226L236 227H234ZM237 224V225H236ZM245 224V225H244ZM255 224V225H254ZM167 225H164L166 228H167ZM248 225V226H247ZM260 225V226H259ZM261 225H262V228H261ZM177 226V228H174V227H176ZM179 226V227H178ZM206 226H209V228L207 227L206 229H204ZM216 226H219V227H217V229H216ZM226 226V227H225ZM233 226V227H232ZM237 226H238V228H237ZM255 226H256V228H255ZM201 227H203V228H201ZM227 229V228H229L228 230H226L225 228ZM247 227H249V228H247ZM134 228V227H133ZM218 228H219V231H217L218 230ZM222 228V229H221ZM231 228H232V232H234V230L236 231V228H237V231L238 232H236V234H238L239 236L241 235V237L242 238H244V239H247L249 242L247 243V242H245L246 243V246L249 244V246L251 245L252 247H253V250L255 249V253H257V256L259 255V256H261L260 258H258L257 259V257H254V260H253V258L252 259H250L248 262L249 263H246L244 260H243V258L242 259H240V258H238V255H237V253H235L234 254V252L233 253H231V249H233V247H235L236 246V244H234L233 245V243H230V242H227V240L229 241V236H228V234H229V232H231V231H229V230H231ZM256 230H255V229ZM259 228V229H258ZM136 231L137 230H139L140 228H134ZM204 229V230H203ZM211 230V231H209V235L210 236H208L209 237V240H210V242H212V240L214 241V239H215V242H216V245H215V250H217V251H214V253H215V255L213 256L212 255V257H210V256H208V254H207V256L205 255L204 256V251L202 252V249L204 248H202V244L201 243H199V240L201 239V237H199V236H202V235H200V234H203L204 236L206 235H208V230ZM223 229H224V233H220V232H223ZM133 230V229H132ZM135 230H133L132 232H131V234H133V235H135ZM177 230H178V232H177ZM191 230H192V232H191ZM220 230H222V231H220ZM119 232H116L117 233V236L119 235V236H121L120 238H119V240H121L123 237H124V234H126V231H124L123 229H121V230H118ZM164 231H166L165 230V228H163V230H162V232H164ZM215 231L217 232V233H215ZM256 231L258 232V233H256ZM107 232V231H106ZM120 232H121V234H120ZM124 234H123V233ZM167 232V233H168ZM219 232V233H218ZM119 233V234H118ZM168 233V234H169ZM176 235H174V234ZM194 233V234H193ZM214 235H213V234ZM136 234H137V232H136ZM172 234H173V236H174V238H173V236H172ZM224 234V235H223ZM164 235V233L163 234H161V236H163ZM184 235H179L180 237H184L185 238V236ZM194 235H196L195 237V239L193 240V238H194ZM199 235V236H198ZM225 235H227L228 237H226ZM230 235V234H229ZM257 235H258V237H257ZM118 236V237H119ZM156 236V235H155ZM167 236V235H166ZM165 236V237H166ZM197 236L199 237V238H197ZM204 236H202L203 238H205ZM137 237H138V235L135 237V238H133L134 240L135 239H137ZM156 237H158V236H156ZM188 237V238H189ZM207 237V238H208ZM260 237V238H259ZM140 238V236L138 237V239ZM177 238V239H176ZM202 238V239H203ZM217 238V239H216ZM225 238H228L227 240L225 239ZM137 239V244H136V248L135 249H138V245H139V240ZM175 239V240H174ZM201 239V241L205 244V248L204 249H207L206 248V246H207V244L206 243H208V241L206 242V240L205 239H203L202 240ZM212 239V240H211ZM252 239V241H250V240ZM197 240H198V242H197ZM205 240V241H204ZM208 243V245H210V244H213V243ZM173 243V244H174ZM194 243V244H195ZM245 243H244V245H241V247H242V249H238L237 248V246L235 247V248H237L238 250H240V251H244L245 249H243L244 247H245ZM262 243H263V245H262ZM150 244H153L152 242L150 243ZM170 245V246H167V245ZM172 244V245H173ZM229 244V245H228ZM230 244H232V246L230 245ZM261 247V249H260V247L258 246V245ZM227 245H228V248H227ZM211 246V245H210ZM214 246V245H213ZM225 246H226V248H225ZM231 246V247H230ZM249 246H247V247H249ZM250 246V248H252ZM175 247V248H174ZM209 247V246H208ZM240 247V246H239ZM255 247V248H254ZM170 250V252H169V250ZM177 248H178V246H177ZM104 249V250H103ZM102 250H99L98 251V253L100 254V253H102L103 254V256L104 255H106L104 258V260L106 261V259H108L107 261H113V259L115 258V257H117L116 259H114V261L115 260H118V261H122L124 258V248L122 247V244H121V246L120 245H118V246H110V244H106L105 246H104V248H103ZM209 249V248H208ZM220 249V250H219ZM259 249V250H258ZM173 250V251H172ZM222 250L224 251V253H225V255H224V253L222 252ZM225 250H226V252H225ZM234 250H236V249H234ZM249 250V249H248ZM43 252L41 255H39V252ZM54 251V252H53ZM177 251V252H176ZM183 251V250H182ZM184 251H186L185 249H184ZM206 251V250H205ZM212 251V250H211ZM227 251L229 252V253H231L232 254V258H234V259H232V258H230L229 256H231V255H229L228 253H227ZM105 252V253H104ZM198 252V251H197ZM235 252H237V251H235ZM32 255L34 256L33 257V260L36 262V263H38V264H40V263H42V264H58V261H59V264H102V263H99V262H97L96 260H95V256L94 255H90V254H88V249L86 248V247H77V246H75V245H73V244H70V245H66L65 247H62L60 244H57V243H54V242H43L41 245H38L36 248H34L33 249V251H32ZM54 253V254H53ZM56 253V254H55ZM135 253H137V252H135ZM168 253H170L169 255H168ZM200 253V252H199ZM208 253V252H207ZM211 253H213V252H211ZM218 253H220V254H218ZM198 254V253H197ZM123 256V257H122ZM234 256V257H233ZM237 256V257H236ZM256 256V255H255ZM96 257H98V255H96ZM99 257H101L102 258V255H100ZM107 257V258H106ZM227 257H229L230 258V260H228V258ZM113 258V259H112ZM162 258V259H161ZM189 258V259H188ZM58 259V260H57ZM232 259V260H231ZM244 259H246V258H244ZM248 259V258H247ZM1 260L2 261H0V264H12L10 261L11 260H9V259H5V258H1ZM16 260V259H15ZM235 260H237L236 262H235ZM251 260H253V262L251 261ZM155 261V262H156ZM161 261H159V263L161 264L162 262ZM171 261V262H172ZM245 263H244V262ZM12 262H13V260H12ZM229 262V263H228ZM14 264H16V262H14ZM163 264V263H162Z\"/></svg>",
	"mask_w": 264,
	"mask_h": 264
}]
</instances>
